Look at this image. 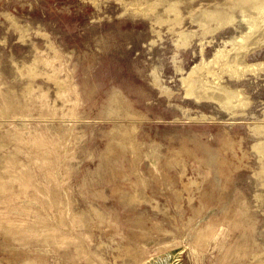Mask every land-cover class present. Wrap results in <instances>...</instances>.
<instances>
[{
    "label": "rangeland",
    "instance_id": "1",
    "mask_svg": "<svg viewBox=\"0 0 264 264\" xmlns=\"http://www.w3.org/2000/svg\"><path fill=\"white\" fill-rule=\"evenodd\" d=\"M0 264H264V0H0Z\"/></svg>",
    "mask_w": 264,
    "mask_h": 264
}]
</instances>
